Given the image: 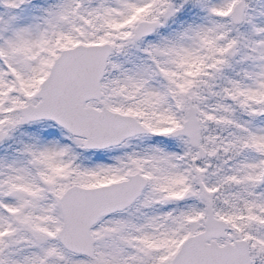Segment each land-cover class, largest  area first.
I'll list each match as a JSON object with an SVG mask.
<instances>
[{
    "label": "snow or ice",
    "instance_id": "obj_1",
    "mask_svg": "<svg viewBox=\"0 0 264 264\" xmlns=\"http://www.w3.org/2000/svg\"><path fill=\"white\" fill-rule=\"evenodd\" d=\"M0 264H264V0H0Z\"/></svg>",
    "mask_w": 264,
    "mask_h": 264
}]
</instances>
